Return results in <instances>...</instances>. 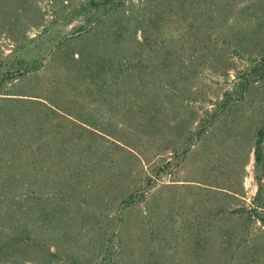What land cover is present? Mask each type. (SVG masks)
I'll use <instances>...</instances> for the list:
<instances>
[{
    "label": "rangeland",
    "instance_id": "374dc122",
    "mask_svg": "<svg viewBox=\"0 0 264 264\" xmlns=\"http://www.w3.org/2000/svg\"><path fill=\"white\" fill-rule=\"evenodd\" d=\"M208 1L193 9L182 0H128L82 34L75 28L101 13L71 19L78 1L31 0L4 14L0 6V61L46 57L42 80L13 85L45 101L58 74L67 95L53 102L72 117L98 118L102 128L110 112L124 113V99L77 95L76 81L65 84L59 74L71 48L87 41L57 50L63 36H158L161 43L172 36L163 78L182 77L178 88L186 92L172 98L164 89L155 103L131 99L136 109L111 137L69 132V150L78 155L87 146L92 154L80 181H71L72 199L43 195L32 216L0 211V264H264V226L252 213L263 214L264 170L253 152L264 124V79L237 95L243 75L264 59V0ZM141 14L149 23L134 34ZM232 88L233 99L213 118L211 109ZM197 128L205 132L193 140ZM175 146L187 150L177 170Z\"/></svg>",
    "mask_w": 264,
    "mask_h": 264
},
{
    "label": "trees",
    "instance_id": "16d2710c",
    "mask_svg": "<svg viewBox=\"0 0 264 264\" xmlns=\"http://www.w3.org/2000/svg\"><path fill=\"white\" fill-rule=\"evenodd\" d=\"M31 0H0L3 14L7 6L14 8L25 5ZM69 5L78 1V8L71 12V19L84 14L86 11L101 13V16L90 20L85 26H77V34L87 33L94 28L96 23L108 18L109 14L120 6H124L128 0H65ZM179 1V0H172ZM196 9L204 6L208 0H182ZM9 8V7H7ZM145 9H141L144 11ZM91 13V14H92ZM90 14V16H91ZM2 15L0 11V16ZM176 14L173 15L174 19ZM149 23L146 16L137 18L134 25V34L143 32V27ZM63 36L55 43L57 50L65 47L77 45L78 42L87 41L80 51H75L72 47L69 58L64 62L67 72L59 74L66 75L68 84L76 81L73 91L79 88L77 95L93 96L96 99L109 101L114 92H117L118 99L123 98V114L115 117L109 113L107 123L102 125L98 118L93 122L85 118L72 117L71 114L61 110L54 99H60L61 95H67L66 86L62 84L58 74H53L50 79L52 86L51 94L43 100L23 92V87L13 85L19 79L42 80L41 73L45 65L39 58L18 59L15 63H4L0 61V211L13 213L17 218L24 217L29 212L32 216L39 210L38 199L43 195L54 197H65L72 199L73 191L70 186L71 181H80L87 161L91 160V150L85 147L77 155L75 151L69 150L66 143V136L72 130L82 132H92L98 137H111L117 131L119 123L128 121V115L136 109L135 101L131 99L150 98L155 103L156 94L162 95L166 89L168 97H177L178 94L186 95L180 91L178 84H181L182 77L169 82L163 78L164 64L163 58L168 56V52L174 49L175 40L168 36L166 43L158 41V36ZM183 37V36H181ZM90 40V41H89ZM179 41V40H178ZM159 42V43H158ZM74 43L73 45H71ZM79 44V43H78ZM81 49H84L83 51ZM180 50V48H178ZM74 55H77L74 57ZM212 53L207 57L211 58ZM70 76H69V74ZM243 75V80L237 85V95L242 97L252 84L264 79V59L263 57L252 65ZM238 77V75H236ZM179 78V79H178ZM6 85L10 88L4 89ZM49 85V86H50ZM8 86V87H9ZM65 90V92H64ZM90 90V91H89ZM233 88L226 90L220 105H215L218 109H211L210 115L214 118L220 111L229 105L233 99ZM236 91V88H235ZM142 94L140 95V93ZM64 93V94H63ZM157 101H159L157 99ZM160 102V101H159ZM214 107V106H213ZM114 108H107V111H115ZM103 112V110H100ZM125 114V116H124ZM205 132L202 128H197L191 138H201ZM72 133V132H71ZM264 124L256 132L254 143V161L264 170ZM91 147V144H89ZM184 147L175 146L171 150L170 158L173 160L177 170L181 164L182 157L186 153ZM95 157H93L94 159ZM172 162L161 165L160 170L169 169ZM80 169V171H75ZM41 187L50 190L43 193ZM263 214L257 210L252 213L256 220L264 226V198ZM30 219L37 221L36 216ZM21 223V222H19ZM36 223V222H35ZM264 236V233H263Z\"/></svg>",
    "mask_w": 264,
    "mask_h": 264
}]
</instances>
